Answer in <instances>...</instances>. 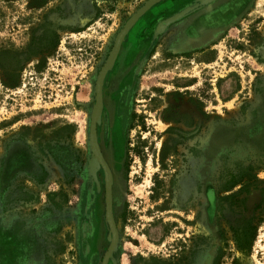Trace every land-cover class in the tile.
Masks as SVG:
<instances>
[{
    "label": "rangeland",
    "instance_id": "1",
    "mask_svg": "<svg viewBox=\"0 0 264 264\" xmlns=\"http://www.w3.org/2000/svg\"><path fill=\"white\" fill-rule=\"evenodd\" d=\"M147 1L0 0V223L30 233L27 264L102 262L96 84ZM239 3L160 0L125 34L96 132L108 264H264V150L245 135L264 114V0Z\"/></svg>",
    "mask_w": 264,
    "mask_h": 264
},
{
    "label": "flooded vegetation",
    "instance_id": "2",
    "mask_svg": "<svg viewBox=\"0 0 264 264\" xmlns=\"http://www.w3.org/2000/svg\"><path fill=\"white\" fill-rule=\"evenodd\" d=\"M245 2H249V0H240L239 6H237V5L234 6L235 9H237V7H240L241 4H244ZM209 25L210 24L208 21V26ZM196 29H199L198 24H196ZM196 29L193 26L192 32L195 31ZM217 29H218V27H216L214 25L213 28L210 29V32L208 33V35H206V37L204 35H200L199 39L197 38L193 41L194 42L195 41H202L205 39L206 40L205 43L209 44L211 46V44H213L216 40V37H214V38L212 37V32H216ZM193 34H195V32ZM192 38H194V37H192ZM195 48H190V49H195ZM210 49H212V47H205L200 53L205 55L206 53H208L210 51ZM152 50H153V48L150 51H152ZM194 53L195 52H192V54H194ZM148 55H151V52ZM127 99H128V97L124 96V98L122 100L124 107H125L124 104L127 101ZM103 102H104V86H103ZM263 106H264V103L262 104L261 108H263ZM133 114H134V112L131 114L132 119H134ZM116 117H117V115H116ZM231 129H233V128H231L227 125H222V126L220 125L218 128H216V131H217V134H219V136L226 137V136H230V134H232V132H230ZM96 132H97V130H96ZM247 132L248 133L245 134L247 136V138L249 140H251L256 145L257 148H261L262 150H264V114L256 117V119L252 122L250 127L247 129ZM237 138L238 137L235 138V142H236ZM107 163H108V161H107ZM108 165H109V163H108ZM109 167H110V165H109ZM103 168H104V166H103ZM110 170H111V168H110ZM104 172L106 174L105 168H104ZM106 182H107V177L105 179V185H104L105 211H106ZM90 225L91 224H90L89 219H86L81 223V230H82L81 235L83 238H85V240H86V236L88 235V232L90 230ZM17 226L20 227V225H17ZM29 234H30L29 232L24 233L18 227L14 228L12 224L4 226L3 223H0V264H27V263H30L31 259L29 260V258L32 255V249L30 247L31 244L28 241Z\"/></svg>",
    "mask_w": 264,
    "mask_h": 264
},
{
    "label": "water",
    "instance_id": "3",
    "mask_svg": "<svg viewBox=\"0 0 264 264\" xmlns=\"http://www.w3.org/2000/svg\"><path fill=\"white\" fill-rule=\"evenodd\" d=\"M160 0H148L145 2L129 19V21L123 26L118 38L116 39L115 46L113 48L112 53L107 58L106 63L102 66L99 74H98V80H97V89H96V104L94 107V111L91 117L90 121V143L91 147L97 156L98 161L104 166L107 174V182H106V215L111 223L112 228V237L110 244L107 248V250L104 253L103 259L101 264H108V260L111 256V254L115 251L117 244H118V237H119V230L118 226L116 224L113 212H112V206H111V194H112V180L110 179L111 170L110 167L104 158L103 154L101 153L99 147H98V141H97V123H98V116L100 114L101 106L103 103V86H104V78L106 75V72L110 65L112 64V61L115 57L116 52L121 47L122 42L124 40L125 34L128 32L130 27L146 12L148 11L152 6H154L156 3H158ZM181 14H184V12L177 14L175 16L169 17L167 19H164L163 22L166 24V27L168 24H170L172 21L177 19ZM162 22V23H163ZM161 23V22H160ZM156 32H162L158 31V27L156 29Z\"/></svg>",
    "mask_w": 264,
    "mask_h": 264
},
{
    "label": "trees",
    "instance_id": "4",
    "mask_svg": "<svg viewBox=\"0 0 264 264\" xmlns=\"http://www.w3.org/2000/svg\"><path fill=\"white\" fill-rule=\"evenodd\" d=\"M138 116H140V115H138L136 112H134V114H133V118H136V117H138ZM143 128H145V124H143ZM137 149V148H136ZM136 152L141 156L142 155V152H140L138 149L136 150ZM158 188L156 187L155 188V190H156V192H158V190H157ZM154 197H156V196H154Z\"/></svg>",
    "mask_w": 264,
    "mask_h": 264
}]
</instances>
